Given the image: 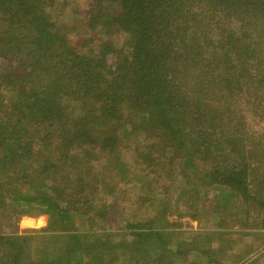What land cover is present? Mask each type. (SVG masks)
I'll return each mask as SVG.
<instances>
[{
	"label": "trees",
	"instance_id": "1",
	"mask_svg": "<svg viewBox=\"0 0 264 264\" xmlns=\"http://www.w3.org/2000/svg\"><path fill=\"white\" fill-rule=\"evenodd\" d=\"M75 2L0 0V264L235 261L215 244L264 238V0ZM211 193L242 229L169 221Z\"/></svg>",
	"mask_w": 264,
	"mask_h": 264
},
{
	"label": "rangeland",
	"instance_id": "2",
	"mask_svg": "<svg viewBox=\"0 0 264 264\" xmlns=\"http://www.w3.org/2000/svg\"><path fill=\"white\" fill-rule=\"evenodd\" d=\"M75 4L79 5V7L81 9L82 8L85 9V8H87L88 2H86V0H77V2H75ZM79 14H80V16L79 15H76V16L80 19L76 20L75 22H74V20L69 19V22L72 23V21H73V23H78V22L82 21V19L85 18V16H83L84 11H83V14H81V13H79ZM115 38L117 39L116 41L121 46H123L124 36L121 34H118V35H115ZM130 155H132V154H130ZM130 159H132V158H130ZM212 193H211V195H209V202H207L203 198L204 201H206V202L203 203L201 201L200 206H195V207H198L199 216L201 214H203L202 212L206 211L208 213L207 217L204 218V216L203 217L200 216V221H196L195 219L191 218L190 216H186V217H183L181 219H179L176 216H172L169 218V221H171L173 223L177 222L178 225L181 227V228L179 227L178 230H181L183 233H186L188 237L191 236L193 233H198L201 230H206L205 227L208 226V223L215 224L217 219H220V218H226V223L228 225H231V227H233L234 230L242 229V228H239L240 227L239 222H244V221H240L239 219H241V218H237V219L235 218V213H236L237 209L234 208L235 207L234 203L230 204V207L227 208V210H226L227 212H223L220 209L218 212L220 215L219 214L217 215L219 218L215 215L209 216V214H210L209 211H210L211 205L214 206V204L216 203V200L219 198V196H221V195H217V194L215 195ZM128 205H129V210L131 211L130 214L136 215V211H135L136 209L132 208V203H128ZM220 208H223V206H220ZM28 222H30V220H28V218H23L19 222V227L22 231L27 230V229L39 228L38 225L40 224V222H38L37 219H34L33 221L31 220L33 225H29ZM252 222H253V220L251 219L249 221V223H252ZM233 228H231L230 230H232ZM186 234H185V236H186ZM262 239H264V238H261L258 240L256 237H254L252 235H245V234L228 235L225 237V242H223V245L221 242L219 244L217 242L215 244V246H217V245L222 246V248L226 251L225 255H227V256L232 257V256L237 255V258L239 256L243 257L242 261L237 260V258H236V260L233 262L231 260L229 264H248L250 261H253L256 258L258 260H256L255 264H264V246H262V241H261ZM259 242H261V245ZM227 256H225L223 258L224 262H227V260H229V257H227Z\"/></svg>",
	"mask_w": 264,
	"mask_h": 264
}]
</instances>
